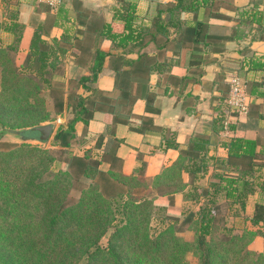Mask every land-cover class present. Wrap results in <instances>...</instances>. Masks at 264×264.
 <instances>
[{
    "label": "trees",
    "instance_id": "obj_1",
    "mask_svg": "<svg viewBox=\"0 0 264 264\" xmlns=\"http://www.w3.org/2000/svg\"><path fill=\"white\" fill-rule=\"evenodd\" d=\"M24 1L2 0L6 13L0 22L2 134L52 123L59 116H66V122L58 126L52 143L58 151L0 143L8 147L0 149V264H189L190 255L198 264H264V252L250 248L257 236L264 238L260 138L233 133L226 145L227 159L219 162L207 159L209 139L191 138L187 149L172 147L180 150L178 160L155 178L147 176L146 161L131 175L122 173L117 145L104 149L106 136L119 124L133 127L137 123L141 134L153 129V116L158 113L153 109L158 95L154 88L162 86L165 75L169 76L167 88L179 82L187 87L189 80L200 82L206 65L201 47H209L214 40L216 46L221 40L210 35L200 13L207 8L218 12L220 2L176 0L166 9L159 4L148 27L138 22L136 4L120 0L113 8V21L96 19L86 25L97 38L83 73L76 63L78 37H51V29L59 22L50 7L37 5L36 0L32 1L36 9L47 17L35 28L24 63L17 65L25 30L18 8ZM188 14L194 18L187 19ZM115 21L120 22L118 26ZM159 36L164 40L161 45ZM147 39L155 44L154 57L151 51H143ZM105 40L111 43L108 51L101 48ZM169 46L174 47L170 58L165 57ZM133 54L138 58L131 59ZM68 60H74L77 68L68 71ZM106 68L114 72L113 91L98 85ZM192 68L198 69V77L187 75ZM259 70H264V61L251 58L248 71ZM151 74L159 76L154 85ZM247 86L251 96L264 98V92L257 90L259 83L248 81ZM140 99L146 101L143 115L133 111ZM226 99L217 117L220 130ZM98 113L105 115L108 132L87 147L76 125L88 127ZM138 159L144 160L142 153ZM54 163L61 166L58 173ZM83 178L91 183L77 199L72 188ZM256 192L263 195V202L249 218L250 226L231 224L229 218L242 215ZM176 194L184 197L182 207L175 204ZM111 230L103 247L101 242ZM185 233L192 238L186 239Z\"/></svg>",
    "mask_w": 264,
    "mask_h": 264
},
{
    "label": "crops",
    "instance_id": "obj_2",
    "mask_svg": "<svg viewBox=\"0 0 264 264\" xmlns=\"http://www.w3.org/2000/svg\"><path fill=\"white\" fill-rule=\"evenodd\" d=\"M32 1L25 0L18 8L20 22L25 24L17 55L18 66H22L25 61L35 28L47 17L43 11L36 9ZM128 1L137 5L138 22L151 27V20L157 14L158 5L161 4V9H166L176 0ZM217 1L220 2L218 12L217 9L207 8L205 14L200 13V18L210 26V35L221 38L216 46L214 40L209 47L204 45L201 47L204 50L202 55L205 56L206 65L203 64L204 76L199 79L200 82L189 80L187 87H182L179 82L170 84L167 88L169 76L165 75L161 80L162 86L154 88L158 95L153 109H157L158 113L153 116V129L141 134L142 132L137 130V123L133 127L119 124L106 136L104 149L109 150L116 145L119 148L118 152L123 160L122 173L131 175L142 166L143 161H146L147 176L155 178L161 175L164 169L172 167L180 156L179 151L187 149V142L198 136L209 139L207 159H211V162L227 159L226 145L233 133L253 139L260 138L264 146V98L252 96L251 110L246 117L234 116L225 106L224 129L220 130L217 125V117L222 110V101L229 93V78L233 73H240L246 82L259 83L257 90L260 93L264 92V70L248 71L251 58L264 61V0ZM119 5L120 0H74L61 10H51L53 18L59 22V25L51 29V37L60 39L65 34L78 37L77 45L80 52L76 63L83 73H87L97 38V34L88 30L86 25L96 19L104 22L113 21V8ZM193 18V14L187 15V19ZM114 23L118 26L120 22ZM160 37L158 44L161 45L164 40L162 41ZM101 46L104 51H108L111 43L105 40ZM143 46V51H151V57L156 55L155 44L150 43V39H147ZM81 49L85 53H82ZM173 49L174 47L169 46L165 57L170 58ZM130 58L137 59L138 55L133 54ZM68 61H70L68 71H72L76 63L74 60ZM187 75L198 77V69L192 68ZM178 77L181 78V73ZM158 81V74H151V84L154 85ZM98 85L100 89L113 91L114 72L109 68L104 69L99 75ZM145 110L146 101L143 99H140L133 108L137 115H143ZM76 129L79 136L85 137L88 142L87 147H93L96 138L108 132L105 115L98 113L88 127L78 123ZM167 139L169 143L170 140L173 141V144L171 142L168 146ZM174 145L180 150L173 149ZM138 153H142L144 160L138 159ZM259 159H264V156ZM103 168L108 170L109 166L103 165ZM210 173H213V168L210 169ZM183 177L185 182L189 181L186 173ZM204 183L207 184L206 180ZM183 198L182 194H176L177 207L184 205ZM262 202L263 195L260 192L251 195L244 211L240 210L242 215L230 217L229 222L239 228L249 227V218L254 215L256 206ZM250 248L255 252L263 253L264 238L257 236Z\"/></svg>",
    "mask_w": 264,
    "mask_h": 264
},
{
    "label": "built area",
    "instance_id": "obj_3",
    "mask_svg": "<svg viewBox=\"0 0 264 264\" xmlns=\"http://www.w3.org/2000/svg\"><path fill=\"white\" fill-rule=\"evenodd\" d=\"M72 1L74 0H36V4H43L50 7L52 11H58ZM226 104L229 112L234 116L246 117L250 113L252 96L248 91L245 78L238 72L233 73L229 78V93Z\"/></svg>",
    "mask_w": 264,
    "mask_h": 264
},
{
    "label": "rangeland",
    "instance_id": "obj_4",
    "mask_svg": "<svg viewBox=\"0 0 264 264\" xmlns=\"http://www.w3.org/2000/svg\"><path fill=\"white\" fill-rule=\"evenodd\" d=\"M13 2V1H12ZM5 16H6V13L4 11V5L2 3V0H0V22H3L5 21ZM0 91H1V76H0ZM66 122V116H62V117H58V119L55 121V122H52L55 124V131H54V135L52 136V138L50 139V141H48L46 144H41L39 142H28L27 144H30V145H33V146H37V147H40V148H45V149H49L51 151H58V148H53L52 147V143H53V140H54V136H55V133L57 131V128L60 124H63ZM47 124V123H46ZM2 129L3 127L0 126V143L2 144L3 142L5 143H13V144H24L20 139H18L17 137H15L14 135H6L5 134H2ZM13 131V130H11ZM1 144H0V149H7L8 147H1ZM79 152V151H77ZM57 158V157H56ZM53 168L55 169V173H58L60 170H61V166L60 164L58 163H54L53 165ZM72 181L73 183V179L71 178L70 179V182ZM90 180L88 179H81V181H78V182H74V187L72 188V193L73 195L78 199L81 197V192L82 190H85L89 187L90 185ZM142 192H139V194H141ZM155 225V223H154ZM113 231L111 230L108 235L102 240V246L103 247H106L107 244H108V238L110 236V234L112 233ZM184 236L186 239H191L192 238V234L191 233H185ZM188 262L189 264H198V261L197 259L194 257V256H191L189 257L188 259Z\"/></svg>",
    "mask_w": 264,
    "mask_h": 264
},
{
    "label": "water",
    "instance_id": "obj_5",
    "mask_svg": "<svg viewBox=\"0 0 264 264\" xmlns=\"http://www.w3.org/2000/svg\"><path fill=\"white\" fill-rule=\"evenodd\" d=\"M55 124L47 123L39 126H34L24 130L10 131L7 135L11 134L20 139L23 143L39 142L46 144L54 135Z\"/></svg>",
    "mask_w": 264,
    "mask_h": 264
}]
</instances>
